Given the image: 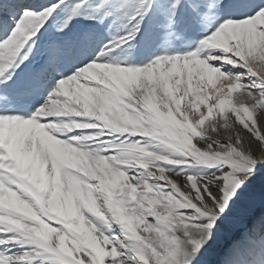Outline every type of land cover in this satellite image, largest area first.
Masks as SVG:
<instances>
[{
	"label": "snow or ice",
	"instance_id": "obj_1",
	"mask_svg": "<svg viewBox=\"0 0 264 264\" xmlns=\"http://www.w3.org/2000/svg\"><path fill=\"white\" fill-rule=\"evenodd\" d=\"M0 264H264V0H0Z\"/></svg>",
	"mask_w": 264,
	"mask_h": 264
}]
</instances>
